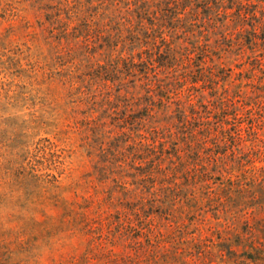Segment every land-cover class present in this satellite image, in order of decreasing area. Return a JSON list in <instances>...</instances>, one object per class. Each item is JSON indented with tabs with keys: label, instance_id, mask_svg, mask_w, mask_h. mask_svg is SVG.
<instances>
[{
	"label": "rangeland",
	"instance_id": "obj_1",
	"mask_svg": "<svg viewBox=\"0 0 264 264\" xmlns=\"http://www.w3.org/2000/svg\"><path fill=\"white\" fill-rule=\"evenodd\" d=\"M0 264H264V0H0Z\"/></svg>",
	"mask_w": 264,
	"mask_h": 264
}]
</instances>
